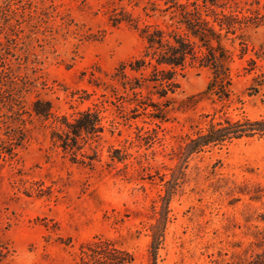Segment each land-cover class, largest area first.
Instances as JSON below:
<instances>
[{"label":"rangeland","instance_id":"obj_1","mask_svg":"<svg viewBox=\"0 0 264 264\" xmlns=\"http://www.w3.org/2000/svg\"><path fill=\"white\" fill-rule=\"evenodd\" d=\"M182 10L220 31L225 95L199 60L153 80L140 31L193 41ZM86 110L100 131L64 149L63 117ZM244 119H264V0H0V264H151L172 176L156 263L246 264L264 245V134L181 156Z\"/></svg>","mask_w":264,"mask_h":264},{"label":"trees","instance_id":"obj_2","mask_svg":"<svg viewBox=\"0 0 264 264\" xmlns=\"http://www.w3.org/2000/svg\"><path fill=\"white\" fill-rule=\"evenodd\" d=\"M181 17V22H183L186 32L194 38L193 41L187 36L184 37L176 33L166 34L164 30L159 28L144 27L140 31V36L146 43L144 55L150 56V59L155 60L154 73L158 78L153 80L159 81L165 86H174L173 75L176 72V68H183L186 59L191 61L199 60V62L211 69V79L206 89L214 92L218 91L220 94L225 95L226 86L229 84L228 69L226 67L229 55L221 44L220 31L215 29L200 14L182 10ZM196 46L202 47L203 51L197 50ZM141 62L144 63V60ZM136 63V68L142 65L140 60H137ZM136 68L131 67L132 70H136ZM50 108L47 103V107L42 109L39 107L38 101L33 105L34 112L46 119L53 116ZM54 118L56 120V117ZM63 120L60 124L66 128L65 137L57 136L64 149L68 146L69 141L76 140L82 134L90 135L101 129L99 116L90 110L79 112L78 117L73 118L74 123H68L64 117ZM254 134H264V119L226 121L224 124L210 126L205 132L196 134L189 139L181 152V156L187 158L192 153L208 145L222 143L243 136L249 137ZM171 181H174L173 176L166 181L165 193L162 196L161 209L159 211L160 217L152 228L150 242L151 264H157L156 249L166 216L168 197L173 188ZM246 264H264L263 244H261L260 251L247 260Z\"/></svg>","mask_w":264,"mask_h":264}]
</instances>
